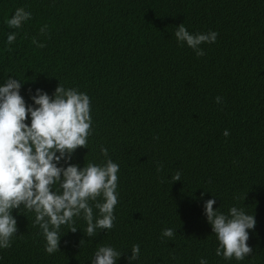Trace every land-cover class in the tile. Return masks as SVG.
I'll return each instance as SVG.
<instances>
[{"label":"trees","instance_id":"obj_1","mask_svg":"<svg viewBox=\"0 0 264 264\" xmlns=\"http://www.w3.org/2000/svg\"><path fill=\"white\" fill-rule=\"evenodd\" d=\"M17 8L31 18L13 29L5 21ZM181 23L218 33L203 56L176 42ZM7 77L25 82L26 103L29 89L51 95L59 84L89 96L90 134L71 162L113 160L119 195L112 229L89 238L74 217L77 230L62 225L53 254L35 214L14 209L17 234L0 264H91L104 244L123 253L117 264H128L133 244L138 264H264V0H0V82ZM213 195L222 212L255 215L242 261L215 254L203 214ZM164 228L174 236L162 238Z\"/></svg>","mask_w":264,"mask_h":264},{"label":"clouds","instance_id":"obj_2","mask_svg":"<svg viewBox=\"0 0 264 264\" xmlns=\"http://www.w3.org/2000/svg\"><path fill=\"white\" fill-rule=\"evenodd\" d=\"M30 18L31 12L17 8L5 23L19 29ZM46 27L40 29L41 33ZM173 35L179 45L186 44L197 56H203L200 45L214 43L218 33H190L181 23ZM15 38V32L8 34L6 43L10 45ZM24 83L11 77L0 82V249L9 248L17 234L13 210L25 209L35 214L33 223L39 225L44 250L53 254L60 250L61 226L68 225L72 232L77 230L74 217L82 216L86 221L87 227L82 231L89 238L98 230L113 228L119 165L110 158L83 167L71 162L75 150L86 147L90 134V98L86 93L59 84L51 95L42 88L29 89L31 103H26L21 95ZM216 102L220 103L221 97L217 96ZM223 135H229L227 129ZM100 151L107 157L106 148L101 147ZM170 179L180 181V173ZM215 197L203 201V214L217 240L215 254L242 261L253 251L247 241L248 230L256 226L255 215L237 206L222 212L220 206L214 207ZM93 207L98 210L95 216ZM173 236L172 228L161 231L162 238ZM140 251L139 244L131 246L128 264H138ZM122 254L104 244L95 250L90 261L117 264ZM199 264H208V260L201 257Z\"/></svg>","mask_w":264,"mask_h":264}]
</instances>
